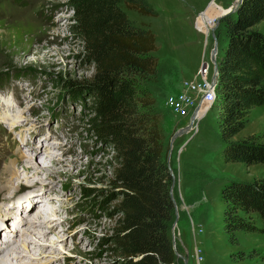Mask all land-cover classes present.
Listing matches in <instances>:
<instances>
[{
	"label": "rangeland",
	"instance_id": "374dc122",
	"mask_svg": "<svg viewBox=\"0 0 264 264\" xmlns=\"http://www.w3.org/2000/svg\"><path fill=\"white\" fill-rule=\"evenodd\" d=\"M235 1L216 0L218 14L227 12ZM149 2L157 11L156 15H143L125 4L122 8L137 26L151 29L157 39L154 54L159 61L160 75L156 82L143 83L150 90L161 115L174 198L172 223L178 217L176 229L191 247V219H194L205 252L203 264H250V260L235 261L232 253L253 248L261 252L255 258L261 262L264 231L240 230L237 231L238 243L229 241L224 228L222 189L230 180L264 181V163L247 165L224 161L216 104L193 123V127L197 125L196 132L192 127L172 140L178 125L186 127L191 122L192 104L184 107L177 104L187 83L197 77L198 69L205 62L211 66L210 73L215 69L211 60L214 29L219 41L217 62L223 53L227 43L223 21L215 24L211 33L208 29L205 33L198 31L196 20L202 11L208 10L212 16L217 13L210 5L212 0ZM73 24L74 11L68 0H0V172L9 159L20 158L26 162L28 157H36V152L43 156L39 161L44 169L42 176L16 181L14 189L1 195L0 203L11 205L24 197L23 204H16L17 209H22L28 198L47 192L45 206L55 210L57 216L53 219L55 222L47 224L51 229L47 232L48 237H36L40 245L30 249L34 259L28 261L25 256L20 260L13 259L14 264L17 261L28 264L123 262L113 238L120 217L116 209L118 198L110 197L112 191L117 192L112 186L115 150L89 131L88 106L91 101L83 96L87 105H80L68 87V83L89 79L95 72L94 66L83 58V42L74 33ZM256 28L264 32V20ZM180 105L188 110L186 116L179 114ZM248 118L246 127L233 139L256 135L264 142V105L254 107ZM172 144L174 149L171 151ZM46 146L52 147V151ZM179 148L183 149L182 155L178 153ZM53 159L62 162L55 164ZM18 169L22 170L23 164ZM21 176H25L24 173ZM85 187L94 188L96 192L86 196ZM181 188L185 192V206L179 195ZM108 197L104 207L96 204ZM44 200L32 210L39 209L38 205H43ZM177 207L181 208L178 215ZM3 214L0 210V227L4 226L14 237L15 230L7 223L9 217ZM29 215L28 211L21 218L26 228L33 223L32 215ZM257 221L264 228V222ZM15 246H19L17 240L9 250ZM10 259L7 256L3 264H10ZM190 264H195L192 258Z\"/></svg>",
	"mask_w": 264,
	"mask_h": 264
},
{
	"label": "trees",
	"instance_id": "16d2710c",
	"mask_svg": "<svg viewBox=\"0 0 264 264\" xmlns=\"http://www.w3.org/2000/svg\"><path fill=\"white\" fill-rule=\"evenodd\" d=\"M74 11L73 31L83 42V58L93 65L91 78L68 83L80 105L89 99V131L115 150L110 197L118 198L120 217L114 228L122 264H172L176 260L171 224L174 201L166 160L165 135L155 100L143 82L158 81L154 32L137 26L122 8L156 15L149 0H68ZM264 0H243L237 13L222 21L227 43L219 62L216 105L226 163H264V142L250 135L233 139L246 127L252 109L264 105ZM84 100V101H83ZM96 190L84 188L86 196ZM120 196V197H119ZM96 203L104 207L105 202ZM224 228L229 241L237 231L263 232L264 181L230 180L222 189ZM100 202V203H99ZM258 248L232 253L235 261L264 264Z\"/></svg>",
	"mask_w": 264,
	"mask_h": 264
},
{
	"label": "bare ground",
	"instance_id": "6f19581e",
	"mask_svg": "<svg viewBox=\"0 0 264 264\" xmlns=\"http://www.w3.org/2000/svg\"><path fill=\"white\" fill-rule=\"evenodd\" d=\"M210 5L213 6L216 10L219 7V5L216 3V0H212ZM223 13H225V11ZM219 15L220 14H218V10H217V13L215 16L214 15L212 16L208 10L202 11L196 20V27H197L198 31L205 33V31L208 29L209 33H211V31L214 29V26L216 24V19L218 18ZM6 114H7V112L5 113V115ZM16 124H18V122L11 124V125H16ZM51 148L52 147H50V150L52 151ZM33 151L36 152L35 150H33ZM36 153H37L36 157H31V158L28 157V159H26V162H23L20 158H11L6 162V164L4 165V168H2V170L0 172V197L2 194L6 193L7 191L14 189L16 181H18L19 179L25 180V179H28L30 177H39V176L43 175L44 169L41 168V162L39 161L41 159V157H43V156H39L38 152H36ZM22 157H24V156H22ZM53 162L55 164H57V163L62 162V161H60V159L59 160L53 159ZM22 164H23V169L22 170L18 169L19 165H22ZM43 166H47V165H43ZM22 173H24L25 176L22 177L21 176ZM17 191H18V189H17ZM46 194H47V192L46 193H40L36 197H33V198H35L34 201H33V198H28L27 202H25L24 205L21 206L22 209L20 207H19V209H17L16 204L17 203L19 205L23 204L24 197L22 199L18 200L16 203L11 204V205L10 204L4 205V203L3 204L0 203V210L5 215H7L9 217V219L7 221L15 220V221L21 223V225H22L21 227H26L27 225L24 226L21 218H23L24 215L26 214V212H28V211L30 213V215L28 217H30L32 215V220H33V223L30 225V227L28 226L24 230L23 229L20 230V236L22 235L21 233H23V235L21 236V241L18 242L19 246H17V247L15 246V248H12V251L8 250V252L9 251L10 252L6 253V254L3 253V251L0 252V264L5 263V259L7 256L11 257V259H10L11 263L10 264H14V263H12L13 259L14 260H17V259L20 260L21 257H25V256L27 257V259L29 261V259H32L34 256L31 253L32 250H30L31 247L34 246L37 249L38 246L40 245L39 244L40 242H37L36 237L45 238L48 235L47 232H51V229L47 227V224H49L50 222H55L53 219L57 218V216H56L55 210H53L49 206H48L49 208L48 207L46 208L45 200H44V197ZM43 200H44L43 205L42 204L38 205L39 209L35 208L34 210H32V207L34 208V206L38 202H40V201L42 202ZM26 203H28V206L26 205ZM5 206H7V208H5ZM4 209H6V210H4ZM15 210H17V211H15ZM13 212L16 213L17 215L16 216H12L10 214L8 215V213H13ZM34 220H35V222H34ZM39 223H41V224H39ZM2 229H4V226L0 227V230H2ZM15 231L17 233V229ZM17 236H19V235H17ZM15 239L16 238L10 237V245H12L14 242H16ZM40 249H41V247H40ZM15 264H28V263L27 262L26 263H20L19 261H17Z\"/></svg>",
	"mask_w": 264,
	"mask_h": 264
},
{
	"label": "built area",
	"instance_id": "2783aa9c",
	"mask_svg": "<svg viewBox=\"0 0 264 264\" xmlns=\"http://www.w3.org/2000/svg\"><path fill=\"white\" fill-rule=\"evenodd\" d=\"M210 69H211L210 64L205 62L202 65V67L198 69L197 77L194 80L188 82L187 83L188 87L184 88L187 94L185 92L181 94L180 101H177V104H183V107L192 104L191 113L193 115V113L196 112V120L203 118L206 115V113L216 104V100H217L216 89L218 84L214 82V70L210 73ZM171 100L173 101L172 98ZM180 109L182 110L180 111ZM187 113L188 110L186 111L180 105L179 114L186 116ZM192 127L193 125H191L190 128ZM192 131L194 132L197 131V125L192 128ZM173 149H174V144L171 145L170 150L172 151ZM181 150L182 148H179L178 153H180ZM170 155L171 157L173 156L172 154ZM180 210L181 208L178 207L179 212ZM191 223L193 227V232H192L193 242L191 244V247L184 242V240L182 239L181 232L177 231L176 229L177 223L175 224L174 222L173 224L172 227L173 248L175 251L176 260L172 264H177L180 261H182L183 264H190L191 258L194 260L195 264H203L205 252L203 249V245L199 240L200 234H197V229L195 225L196 222L194 221V219H191ZM178 244L179 245L181 244V246H179Z\"/></svg>",
	"mask_w": 264,
	"mask_h": 264
},
{
	"label": "water",
	"instance_id": "95a60500",
	"mask_svg": "<svg viewBox=\"0 0 264 264\" xmlns=\"http://www.w3.org/2000/svg\"><path fill=\"white\" fill-rule=\"evenodd\" d=\"M242 3H243V0H236L235 3H234V5H232V7L227 12H225L223 14H220L218 16V18L216 19V25H219L222 22V19L225 16H227L229 14H232V13H237ZM214 30H213V38L215 40V45H214V47L212 49L211 60L215 64V69H214V82L216 84H218V81H219V62H217V54H218V50H219V48H218L219 41H218V38H217ZM195 120H196V112H194L193 115L191 116V119H190L191 122L188 124V126L179 128L175 132L174 136L172 137V140H175L180 135L185 134L187 132V130L190 128V126L193 125V123L195 122ZM174 187H175V185H173V188ZM171 194L173 195V193H171ZM172 198H173V196H172ZM178 213H179V211H178V207H177V215H178ZM177 219H178V217L175 220V224L177 223Z\"/></svg>",
	"mask_w": 264,
	"mask_h": 264
},
{
	"label": "crops",
	"instance_id": "0c3cea01",
	"mask_svg": "<svg viewBox=\"0 0 264 264\" xmlns=\"http://www.w3.org/2000/svg\"><path fill=\"white\" fill-rule=\"evenodd\" d=\"M178 126H179L178 129L181 128L180 125H178ZM178 129H177V130H178ZM187 143H188V142H187V140H186V141H185V144L183 145V148H184V149H186V147H187ZM182 151H183V149L181 150V155L183 154ZM181 157H182V156H181ZM179 183H180V181H179ZM176 185H177V183H176ZM178 186H179V185H178ZM179 190H180V187H179ZM184 194H185V192H184V190H182V188H181V191L179 192V195L181 196V201H182V202H185V200H186V198L184 197ZM185 205H186V202L183 204V206H185ZM185 219H186V218H185ZM186 222H187L186 225L189 226L190 222H189L188 219L186 220ZM184 233H185V231H184ZM191 233H192V231H191ZM190 238H192V240H193V236H192V237L190 236ZM190 238H189V239H190ZM189 239H185V240H186V241H189Z\"/></svg>",
	"mask_w": 264,
	"mask_h": 264
}]
</instances>
